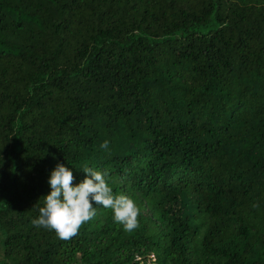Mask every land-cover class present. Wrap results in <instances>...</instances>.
Returning <instances> with one entry per match:
<instances>
[{
  "label": "trees",
  "instance_id": "trees-1",
  "mask_svg": "<svg viewBox=\"0 0 264 264\" xmlns=\"http://www.w3.org/2000/svg\"><path fill=\"white\" fill-rule=\"evenodd\" d=\"M57 164L106 173L139 228L34 227ZM153 252L264 264V0H0V264Z\"/></svg>",
  "mask_w": 264,
  "mask_h": 264
},
{
  "label": "clouds",
  "instance_id": "clouds-1",
  "mask_svg": "<svg viewBox=\"0 0 264 264\" xmlns=\"http://www.w3.org/2000/svg\"><path fill=\"white\" fill-rule=\"evenodd\" d=\"M108 141L100 147L108 148ZM86 175L82 182L73 184L72 171L64 165L57 164L51 171L48 185L50 192L44 198V206L39 208V216L31 223L36 228L55 231L57 237L67 241L75 237L79 229L95 218L94 205L110 209L115 223L123 226L125 232L131 233L139 228L140 208L126 195H114L106 180V173L90 167L82 170ZM140 264H146L143 257H135ZM147 264H156V254L151 253Z\"/></svg>",
  "mask_w": 264,
  "mask_h": 264
}]
</instances>
